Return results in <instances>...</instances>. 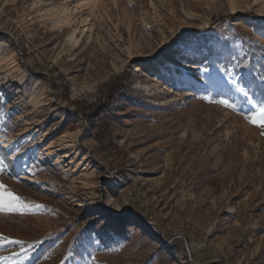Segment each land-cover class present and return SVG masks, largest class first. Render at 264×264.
<instances>
[{"label":"rangeland","instance_id":"rangeland-1","mask_svg":"<svg viewBox=\"0 0 264 264\" xmlns=\"http://www.w3.org/2000/svg\"><path fill=\"white\" fill-rule=\"evenodd\" d=\"M262 56L264 0H0V203L33 206L0 213V264H264V128L213 75ZM121 74L98 143L76 109Z\"/></svg>","mask_w":264,"mask_h":264},{"label":"snow or ice","instance_id":"snow-or-ice-1","mask_svg":"<svg viewBox=\"0 0 264 264\" xmlns=\"http://www.w3.org/2000/svg\"><path fill=\"white\" fill-rule=\"evenodd\" d=\"M180 55H184V53H178ZM205 59H207L205 57ZM261 61H264V56L260 58ZM211 63V61H210ZM246 64V62H245ZM236 67H239V64L236 65ZM261 69H264V63H261ZM197 71L199 72L200 69L198 68ZM209 71L207 66H204L203 72L207 74ZM217 72L228 73L227 78V85H228V92L232 93H240L242 95L243 100L246 102V104L249 106V110L251 111V115L246 114L245 119L250 123L257 127L264 128V71H261L258 75H253V70H244L241 69L239 72L236 73L237 76H239V79L233 77V70L228 68L223 69H217ZM215 75V73L213 74ZM211 78V77H209ZM217 86H222L224 84L225 78L220 75H215ZM255 88L256 91H258L259 96L257 98L256 95L249 96V93ZM247 89V90H245ZM203 101H209L213 102V98L204 95L201 97ZM214 102L220 106H223L227 109L235 110L237 109V104L234 102H231L227 98H222L219 100H214ZM240 110L243 112V107L240 108ZM264 135V132L261 133ZM15 147V146H13ZM18 151V149H17ZM4 162L3 160H0V165H2ZM27 164L26 161H22L21 159H15L11 162L9 165L10 167H23ZM32 205L29 203H26L23 201V199L19 196L11 197V199L4 201L3 203H0V213H23L25 211H30ZM37 208H43V205H35ZM116 215H120V213H116ZM18 242V241H13ZM94 259V258H93Z\"/></svg>","mask_w":264,"mask_h":264},{"label":"trees","instance_id":"trees-1","mask_svg":"<svg viewBox=\"0 0 264 264\" xmlns=\"http://www.w3.org/2000/svg\"><path fill=\"white\" fill-rule=\"evenodd\" d=\"M249 17L258 20L253 15ZM129 88L128 76L125 74L117 75L109 82L100 85L98 89L99 99L95 103L76 109L86 119L92 135L98 143L110 141V124L108 120L110 106L115 102L117 96L129 91ZM86 111L90 115H94L93 118L87 120Z\"/></svg>","mask_w":264,"mask_h":264},{"label":"bare ground","instance_id":"bare-ground-1","mask_svg":"<svg viewBox=\"0 0 264 264\" xmlns=\"http://www.w3.org/2000/svg\"><path fill=\"white\" fill-rule=\"evenodd\" d=\"M258 1L259 0H255V2H258ZM83 31H84V29H83ZM74 33H75V30H74V32L68 38V40L73 45L78 42V40L75 39ZM173 52H176L177 53V52H183V51H181L178 47H175L173 49ZM204 53L207 54V55H209V54H213V51L211 49H207L206 48V49H204ZM200 59H201V55L198 54V53H195V55L193 57H191L190 63L198 62ZM156 66L157 67H159V66L160 67H162V66H169L170 67V69H168V70L160 69L159 78H162V79L167 80V78H169L170 76H173V77H175V80L176 81H178V80H186V79L189 80V79H192V76L190 74L191 73V66H188V68L186 69V71H182L180 73H175L174 72V67H177V65L174 62H172V61H170L168 59H163L162 61H158L156 63ZM215 75L223 76L225 78V81L224 82L226 83L227 78H228V75H226L225 72H223V73L217 72ZM223 92H224V94H223L224 96H226L229 93H231V92H228V85H227V83H226V87L224 88ZM6 142H9V143H12V144L14 143L13 138L8 139V141H6ZM3 147L4 148H7V145H5ZM50 150L49 149L47 150L49 154L52 153V152H50ZM9 153H11L13 155L12 161H14L15 159H20L19 158L20 157V155H19L20 153L18 151L16 152V151H12L11 150V151H9ZM21 160L25 161L24 159H21Z\"/></svg>","mask_w":264,"mask_h":264},{"label":"water","instance_id":"water-1","mask_svg":"<svg viewBox=\"0 0 264 264\" xmlns=\"http://www.w3.org/2000/svg\"><path fill=\"white\" fill-rule=\"evenodd\" d=\"M164 243V242H163Z\"/></svg>","mask_w":264,"mask_h":264}]
</instances>
